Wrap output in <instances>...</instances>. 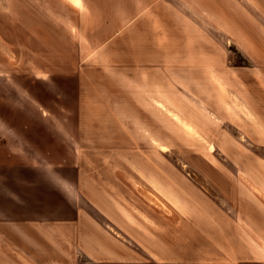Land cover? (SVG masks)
<instances>
[{
  "label": "crops",
  "instance_id": "obj_1",
  "mask_svg": "<svg viewBox=\"0 0 264 264\" xmlns=\"http://www.w3.org/2000/svg\"><path fill=\"white\" fill-rule=\"evenodd\" d=\"M31 1L38 2L44 26L52 27L48 2ZM59 1L67 13L54 8L50 15L60 20L59 35L67 36L68 28L77 57L75 69L62 77H70L77 101L72 135L70 142L56 139L51 146L26 137L22 149L0 145V243L17 244L30 227L41 228L50 207L55 229L89 254L94 233L74 220L59 222L64 212L102 215L93 229L106 241L107 226L114 227L125 239L119 242L126 245L125 255L180 264H264V156L258 154L264 139L247 135L251 128L240 126L238 117L230 120L222 91L228 46L238 50L244 36L251 50L264 51V0H81V9ZM208 84L218 85L220 97L209 95ZM85 88L89 103L81 108ZM235 95L240 97L238 90ZM249 100V114L261 116ZM80 109L95 117L89 126L101 139L79 140ZM174 117H184L185 127ZM208 130L217 132L211 144ZM229 131L246 140L230 141ZM91 146L103 150L97 157L80 156L78 149ZM65 148L70 151L64 157ZM165 148L181 149L174 153L189 171L178 170L176 157L167 156ZM118 159L172 189L188 221L186 234L154 231L123 212V206L130 210L109 187L111 181L125 187ZM243 165L248 175L235 170ZM59 182L73 202L65 199Z\"/></svg>",
  "mask_w": 264,
  "mask_h": 264
},
{
  "label": "rangeland",
  "instance_id": "obj_2",
  "mask_svg": "<svg viewBox=\"0 0 264 264\" xmlns=\"http://www.w3.org/2000/svg\"><path fill=\"white\" fill-rule=\"evenodd\" d=\"M46 1L48 3L46 7L43 5L46 10L44 11L49 13L48 16L53 19V26L48 28L43 24L44 19L41 16L38 2L0 0V145L9 146L12 151L16 148H23L25 137L34 142L43 145L46 143L47 146H51V141L56 139L64 140L65 143L68 140L70 142L72 135L71 129L75 119L73 113H76L77 101L72 98L74 85L69 79L70 77L64 79L62 77L68 73L71 74L73 68L75 69L76 51L72 46L73 40L68 36V28L64 29L67 36L59 35L57 29L60 28V20L58 22L50 15L54 8L67 13V7L59 0ZM65 1L74 8H82L81 0ZM73 18L76 19V16ZM71 32L73 37H78L75 30L71 29ZM238 47L237 50L233 46H228V50L223 51L225 63L222 89L224 108L229 113L230 120H235L238 117L240 126L243 127L246 124V129L251 128L250 131H247V135L264 139V127L257 123L258 119L264 121V51L251 50L248 39L244 36L240 37ZM57 79H60L62 83H58ZM229 81H232L234 86H231L232 83L229 84ZM217 86L208 84L209 95L211 93L214 94V97H220L221 92ZM237 90L240 93L239 98L235 95ZM83 91L85 93L82 96L81 108H86L89 103L87 89L85 88ZM249 98L252 99L255 109L261 116L255 118V116H251V113L249 114V111H252ZM79 113L76 115L81 128L79 140L86 142L89 138L92 139L91 141L101 139L97 132L92 131V126H89L95 117L85 114L83 109H80ZM174 118L179 123L178 125L185 127L184 117ZM212 119H216V117L213 116ZM245 119L252 121L253 125L249 124L248 126L249 122ZM208 128L210 129V126ZM24 129L27 130L24 131ZM228 133L232 135V137H228L230 141H241L240 143L243 144L241 139L246 140L236 132L229 131ZM207 135L209 136L208 144H211V141L216 139L217 132L208 130ZM50 149L49 147L48 150ZM55 149L52 148L54 151ZM63 150L65 157L66 151H70V149ZM78 150L82 157L87 154L97 157L99 151L103 149L91 146ZM176 150L180 151L181 149L165 148L164 151L171 159L176 157L177 165H175L177 167H175L177 169L179 167L183 173L189 171L190 166L181 161L178 155H175ZM197 150L200 151L199 148ZM206 150L216 157L221 156L216 148L207 147ZM206 150L202 149V153L205 154ZM258 154L264 156V151H259ZM170 163L173 162L170 161ZM228 166L230 167V165ZM246 166L243 165V169L235 168V170L240 171V175H248ZM116 167L125 182V187L113 181L109 182V187L121 202L124 196L129 197L135 207L147 213L158 225V229H153L154 231L171 230L172 236L175 237L187 233L186 215L179 206L172 189L165 182L152 174L141 171L123 159L116 161ZM244 167L247 173L243 172L245 171ZM191 171L195 175H200L193 169ZM47 177L49 182L53 180L52 175H47ZM134 180L147 184L159 192L175 210L177 219L173 222H166L146 210L133 192L131 181ZM57 186L64 192L65 199H72L73 202L71 195L66 193L64 187L62 188L61 182ZM33 198L35 197L33 196ZM49 208L46 212L47 217L44 216L41 221L43 222L41 228L30 227L25 237L18 238L17 244L12 241L0 243V264H180L176 263V260L166 257L125 255L122 252V249H127L126 245L122 244L125 239L114 227L107 226V230L113 238L107 235L106 241L93 229L92 226L98 228V225L104 220L102 215L85 210L78 211V213L74 211L69 215L64 212L63 218H59V222L74 220L76 223L80 222L85 229L89 227L90 231L94 233L93 252L89 254L85 250L86 248L75 245L67 235L64 237L55 229L52 224L56 220L53 219ZM123 212L136 217L124 206ZM33 219L35 218L33 217ZM164 238H169V235H165ZM148 245L151 247L150 242ZM218 259H220V255L213 258V261Z\"/></svg>",
  "mask_w": 264,
  "mask_h": 264
},
{
  "label": "bare ground",
  "instance_id": "obj_3",
  "mask_svg": "<svg viewBox=\"0 0 264 264\" xmlns=\"http://www.w3.org/2000/svg\"><path fill=\"white\" fill-rule=\"evenodd\" d=\"M257 123H259V121ZM188 129L191 130L190 128ZM131 187L133 189L134 194L137 196L138 200L143 204L146 210L155 214L166 222H173L177 219V214L175 210L170 206L166 199L152 187L136 180L131 181ZM122 203L127 205V208L134 215H136V217H138L143 222L147 223L150 228L156 230L158 229V225L150 218V216L139 208L135 207L129 197L124 196L122 198Z\"/></svg>",
  "mask_w": 264,
  "mask_h": 264
}]
</instances>
